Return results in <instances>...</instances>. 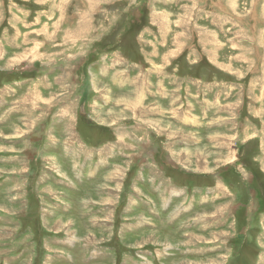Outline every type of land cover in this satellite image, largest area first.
Returning <instances> with one entry per match:
<instances>
[{"label":"rangeland","instance_id":"rangeland-1","mask_svg":"<svg viewBox=\"0 0 264 264\" xmlns=\"http://www.w3.org/2000/svg\"><path fill=\"white\" fill-rule=\"evenodd\" d=\"M0 264H264V0H0Z\"/></svg>","mask_w":264,"mask_h":264},{"label":"bare ground","instance_id":"bare-ground-1","mask_svg":"<svg viewBox=\"0 0 264 264\" xmlns=\"http://www.w3.org/2000/svg\"><path fill=\"white\" fill-rule=\"evenodd\" d=\"M144 96V95H143ZM139 99H136L135 101H138ZM140 101V100H139Z\"/></svg>","mask_w":264,"mask_h":264},{"label":"crops","instance_id":"crops-1","mask_svg":"<svg viewBox=\"0 0 264 264\" xmlns=\"http://www.w3.org/2000/svg\"><path fill=\"white\" fill-rule=\"evenodd\" d=\"M160 86H161V84H160Z\"/></svg>","mask_w":264,"mask_h":264}]
</instances>
